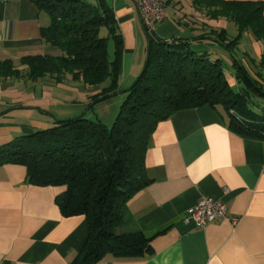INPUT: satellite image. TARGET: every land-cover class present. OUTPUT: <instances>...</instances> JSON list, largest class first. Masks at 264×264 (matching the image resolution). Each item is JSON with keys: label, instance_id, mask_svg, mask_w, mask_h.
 I'll return each instance as SVG.
<instances>
[{"label": "crops", "instance_id": "crops-1", "mask_svg": "<svg viewBox=\"0 0 264 264\" xmlns=\"http://www.w3.org/2000/svg\"><path fill=\"white\" fill-rule=\"evenodd\" d=\"M105 1L123 42L118 84H130L145 64L148 47L141 15L136 0ZM171 1L154 35L188 42L196 53L222 52L229 62L214 43L218 32L229 37L220 27L224 19L207 17L194 0H173L170 5ZM224 1L264 5V0ZM49 23L29 0H0V62H11L20 72L18 77L0 78V146L52 127L57 120L78 117V106L89 104L90 91L84 87L62 85L64 80L55 85L50 76L30 80L21 66L28 57L60 55L43 40ZM201 36L205 39L192 42ZM242 40L243 35L236 51L253 72L262 51L255 39V52L239 50ZM64 89L67 97L59 101L54 91ZM76 94L83 100L74 99ZM144 165L149 184L123 206L117 232L150 237L151 253L142 259L107 255L100 264H264V140L233 133L208 106L182 110L158 124ZM59 194L54 187L30 185L23 166L0 165V264L74 261L87 240L88 225L83 216L61 215L55 204ZM200 197L221 201L237 223L218 221L202 230L186 222L188 210Z\"/></svg>", "mask_w": 264, "mask_h": 264}, {"label": "trees", "instance_id": "trees-1", "mask_svg": "<svg viewBox=\"0 0 264 264\" xmlns=\"http://www.w3.org/2000/svg\"><path fill=\"white\" fill-rule=\"evenodd\" d=\"M29 1L49 17L42 37L60 55L23 59L27 77L36 81L50 76L60 83L68 74L88 88L109 81L91 98L92 104L116 95L123 42L106 1ZM193 4L211 19L235 24L234 38L224 31L214 38L226 53L228 65L221 58L213 60L208 52L196 53L188 42L166 43L143 28L148 41L145 66L126 90L127 97L110 128L98 119L78 116L57 120L52 127L0 146V165L25 167L30 185L60 190L55 204L63 217L85 218L88 237L71 264H100L107 255L142 259L151 253L150 237L120 235L117 226L126 202L149 184L144 159L152 134L174 113L208 106L226 120L233 133L264 140V112L251 109L252 97L264 98V51L254 72L243 65L236 51L246 31L264 44V5L224 0H194ZM204 39L201 36L192 42ZM109 41L114 44L111 60ZM19 74L11 62H0V78Z\"/></svg>", "mask_w": 264, "mask_h": 264}, {"label": "rangeland", "instance_id": "rangeland-1", "mask_svg": "<svg viewBox=\"0 0 264 264\" xmlns=\"http://www.w3.org/2000/svg\"><path fill=\"white\" fill-rule=\"evenodd\" d=\"M186 1H188V0H186ZM172 4H173V0L171 1L170 5H172ZM165 8H166L165 9L166 13L168 14L170 12V7L166 4ZM220 27L224 28L227 31V33H228L230 38H233L235 36V34H236V26H235V24L233 22H231L229 20H226V19L221 20L220 21ZM101 35L106 37L107 36L106 30L102 29L101 30ZM252 43H253V46H251ZM254 43H256V42L254 41L250 31H246L243 34V40L240 43L239 50L247 49L248 51H251V52L254 51L255 52L256 47H255ZM246 45H247V47H246ZM257 46L260 48L261 51H264V44H261V43L257 42ZM113 51H114V44H113L112 41H109L108 42V57H109L110 60L113 57ZM221 53L218 52V51H215V50L209 51V54H210V56H211V58L213 60H215L217 58H221V59H223V61H225V64L228 65L226 63V60L224 59L223 55H221ZM147 54H148V47L146 46L145 47V62H146V59H147ZM238 56L241 57L242 55L239 54ZM144 66H145V64H144ZM144 66L141 69V71H140L138 76H140V74L142 73V71L144 69ZM251 71H253L252 68H251ZM262 76H264V72H262ZM137 79H138V77L134 81H132V83H130V84L128 82L123 83V84L120 82L119 92H117L116 95H113V96L109 97L108 99H106L104 101H101V102H98V103H95V104L91 103L92 102L91 98L93 96L98 95V93H100L103 88L107 87L109 85V81L104 82L100 86H96V87H93V88H88L81 81H77V82L73 81L71 76L66 74L64 76V78L62 79V80H64V81H62V85L73 86V87H76V88L77 87H84V89H86L87 91L89 90L90 91L89 92L90 97L88 98L89 99V104H87L84 107L81 106L83 104L78 106L79 109H80V112H81L80 113L81 115H79V116H86V118H89L91 120L98 119L103 124H105L107 127L110 128L113 125V123L116 121V119L118 117V114H119V112L121 110V106H122L124 100L127 97L126 90H128L131 86H133V84L136 82ZM54 84L56 85V82H54ZM54 96L59 98V101L65 100L66 97H67L66 90L65 89L64 90H55L54 91ZM82 97H83L82 95L76 94L73 98L81 101V100H83ZM59 101H58V103H59ZM251 102H253V105H251V109L255 113L260 114V113L264 112V98L252 97L251 98ZM67 105L69 107L73 106V104H71L70 102L67 103ZM60 108H61V106L54 108V110H58Z\"/></svg>", "mask_w": 264, "mask_h": 264}, {"label": "built area", "instance_id": "built-area-1", "mask_svg": "<svg viewBox=\"0 0 264 264\" xmlns=\"http://www.w3.org/2000/svg\"><path fill=\"white\" fill-rule=\"evenodd\" d=\"M143 28L149 36H155V28L165 20V7L167 0H136ZM170 43V40H165ZM186 222H191L198 229H205L212 223L228 221L232 225L237 219L227 215L225 205L219 201L207 197H200L197 203L188 210Z\"/></svg>", "mask_w": 264, "mask_h": 264}]
</instances>
